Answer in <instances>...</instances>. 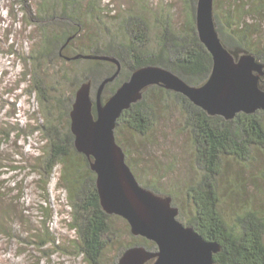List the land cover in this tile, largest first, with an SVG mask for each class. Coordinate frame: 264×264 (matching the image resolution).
Masks as SVG:
<instances>
[{"label": "trees", "instance_id": "1", "mask_svg": "<svg viewBox=\"0 0 264 264\" xmlns=\"http://www.w3.org/2000/svg\"><path fill=\"white\" fill-rule=\"evenodd\" d=\"M197 1L184 0L185 21L180 24L172 10L161 7L155 11L146 4L140 11L112 16L115 21L108 23L101 14L109 10L103 7L102 0H42L36 14L22 0L30 25L37 26L40 32V44L24 57L23 71L29 92L38 99L43 117L41 122L37 120L32 131V134L39 132L45 142L43 154L38 158V172L48 185L60 168L58 184L68 192L72 228L78 238L77 251L88 264H105L106 250L121 238L116 220L128 221L103 209L90 158L75 146L70 112L81 84L100 83L117 71V65L106 60L73 57L92 53L121 61L122 70L106 85L103 100L136 69L147 65L168 68L189 84L202 85L211 74L213 57L197 32ZM215 21L224 45L236 58L252 54L264 63V0H215ZM90 25L96 26L94 32ZM83 35L89 42L69 54L67 51ZM12 51L10 54L15 55L16 51ZM260 87L264 89V76ZM174 107L181 113L183 128L196 155L197 175L183 192L191 205L192 218L185 219L175 193L164 192L158 185L138 177L139 182L158 195L172 197L173 205L180 209L181 222L186 221L207 240L221 244L220 252L215 254L216 264H264V201L256 206L252 204L255 202H247L231 220L221 207L224 199L233 194L231 190L225 195L226 189L234 186V191L246 190V180L237 182L238 177L228 176L227 161L248 166L254 158L253 151L264 150V111L242 112L227 120L220 115H209L179 92L161 85L149 86L141 100L124 111L115 130L132 168V150L121 141L120 132L128 129L142 139H150L162 117ZM255 178L251 175L248 180ZM128 226L133 234L129 223ZM135 245L157 249L155 242L133 235L131 242L119 247L111 264H117L123 252ZM152 263L153 260L147 264Z\"/></svg>", "mask_w": 264, "mask_h": 264}, {"label": "rangeland", "instance_id": "2", "mask_svg": "<svg viewBox=\"0 0 264 264\" xmlns=\"http://www.w3.org/2000/svg\"><path fill=\"white\" fill-rule=\"evenodd\" d=\"M26 1L36 14L42 0ZM102 3L109 9L101 13L108 23L115 21L112 16L140 11L146 4L155 11L161 7L172 10L176 21L182 24L187 8L184 0H102ZM26 13L22 0H0V264H88L77 251L68 192L58 184L60 168L48 185L38 172V158L43 154L45 142L39 132L32 134V131L43 117L23 71L24 57L40 44V32L37 26L30 25ZM90 28L96 30V26ZM87 42L89 39L83 35L67 52L72 54ZM11 50L16 54L11 55ZM99 84L91 81L93 100ZM175 109L162 117L150 139H142L128 129L120 132V139L132 150L130 159L137 178L158 185L164 192L175 193L185 219H189L193 212L183 192L197 175L196 155L183 128L181 113ZM253 157L248 166L227 161L228 176L238 177L237 182L246 180V190L234 191V186L226 189L225 195L233 190L231 198L226 197L221 206L229 220L247 202H255L252 204L256 206L264 201V150L255 149ZM251 175L256 178L248 180ZM183 223L187 225L184 220ZM115 224L121 238L106 250L105 264L114 261L122 244L132 241L128 223L121 218Z\"/></svg>", "mask_w": 264, "mask_h": 264}, {"label": "water", "instance_id": "3", "mask_svg": "<svg viewBox=\"0 0 264 264\" xmlns=\"http://www.w3.org/2000/svg\"><path fill=\"white\" fill-rule=\"evenodd\" d=\"M214 2L198 0L196 5L197 32L213 57L211 74L202 85H191L168 68L147 65L136 69L103 100L106 85L122 70L121 61L92 53L73 57L106 60L117 65V71L100 82L95 100L91 96V81L82 83L77 90L70 112L71 130L77 150L90 158L91 168L97 174L103 209L126 219L133 235L157 246L156 250L144 245L129 247L117 264H147L151 260L152 264H216L215 254L220 252L221 244L207 240L194 227L181 222L180 210L173 205L172 197L158 195L141 185L115 134L124 111L141 100L144 90L152 85L179 92L209 115H220L227 120L242 112L264 111V89L260 87L264 63L252 54L236 58L226 48L217 30Z\"/></svg>", "mask_w": 264, "mask_h": 264}]
</instances>
